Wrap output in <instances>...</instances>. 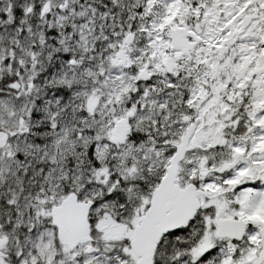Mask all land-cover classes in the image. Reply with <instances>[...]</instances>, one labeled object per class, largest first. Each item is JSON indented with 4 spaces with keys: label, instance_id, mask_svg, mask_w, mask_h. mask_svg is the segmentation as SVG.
<instances>
[{
    "label": "snow or ice",
    "instance_id": "obj_1",
    "mask_svg": "<svg viewBox=\"0 0 264 264\" xmlns=\"http://www.w3.org/2000/svg\"><path fill=\"white\" fill-rule=\"evenodd\" d=\"M0 264H264V0H0Z\"/></svg>",
    "mask_w": 264,
    "mask_h": 264
}]
</instances>
